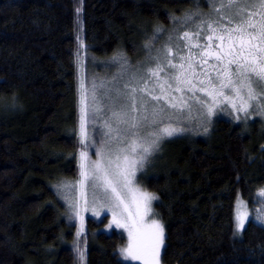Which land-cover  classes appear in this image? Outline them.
I'll use <instances>...</instances> for the list:
<instances>
[{
  "label": "trees",
  "instance_id": "trees-1",
  "mask_svg": "<svg viewBox=\"0 0 264 264\" xmlns=\"http://www.w3.org/2000/svg\"><path fill=\"white\" fill-rule=\"evenodd\" d=\"M211 1L0 0V264H78L77 226L57 187L79 174L80 50L96 61L137 58L157 29ZM155 159L142 179L165 228L163 264H264L258 120L219 118L165 141ZM239 196L251 212L241 236ZM102 225L89 218L78 239L85 264H130L119 253L125 235Z\"/></svg>",
  "mask_w": 264,
  "mask_h": 264
},
{
  "label": "rangeland",
  "instance_id": "rangeland-1",
  "mask_svg": "<svg viewBox=\"0 0 264 264\" xmlns=\"http://www.w3.org/2000/svg\"><path fill=\"white\" fill-rule=\"evenodd\" d=\"M225 2L213 0L209 11L188 13L175 20L169 28L157 29L151 41L141 48L137 58L118 55L108 60L98 58L96 61L86 50H80L79 174L75 181H61L57 187L66 217L77 226L75 240L70 246L75 250L78 264H85V250L78 247V239L86 233L89 218L103 223L100 231H117L125 235L127 242L119 249L122 261L130 264H145L146 261L147 264H163L165 228L156 214L157 196L145 189L142 177L148 174L152 164H156L155 158L161 155L165 141L183 132L202 134L219 118L248 125L256 119L264 126V89L256 84V78L252 77L253 98L249 99L247 88L241 87V81L235 75V65L227 63L231 57L217 61L215 55L205 54L227 49L228 32L233 37L237 35L234 29L239 26V19L233 18L228 9L221 7ZM234 2L244 3L245 0ZM246 2L260 4L262 0ZM261 13H264V8L245 9V16L253 14V23L261 22ZM184 33H188L187 37ZM209 36L211 40L207 39ZM219 36L224 37L222 42ZM82 44L86 45L79 32L78 46ZM208 44L211 48L206 47ZM232 45L234 51L239 49L236 39L232 40ZM225 67L230 73L232 84H228V79L222 74L217 78L218 70L222 73ZM182 70H186L185 77L195 85L194 93L186 90V84H180L181 91H175L178 85L172 77L179 75ZM209 77L211 85L208 83ZM201 80L204 81L203 85L199 83ZM222 81L226 87H221ZM160 85L164 86L163 94ZM201 87L206 91H200ZM234 88L239 90V95ZM208 92L212 94L208 95ZM152 96H161V99L156 101ZM181 100L185 103H181ZM172 103H176L177 107L172 108ZM245 107L247 110H242ZM167 127L175 128L176 133L170 137L164 135L162 129ZM153 140H156L154 145ZM134 141L136 151L132 152ZM141 145L149 147L150 154L146 156L142 167L137 164L132 169L134 175L128 179L131 187L156 197L151 201L143 223L150 225L152 221L158 222L162 226V236L152 254L145 255L137 251L134 254L138 258L125 259L121 250L127 248L130 242V222L126 219L127 212L116 206L110 191L105 193L103 173L110 176L115 171L117 156L121 157V162L124 156L139 160L144 155ZM81 153L85 154L83 158ZM117 190L128 203L127 190L122 185H117ZM129 211L135 215L132 205H129ZM258 211V220L261 222L263 213H260L261 208ZM235 219L236 234L241 236L251 219V212L241 196L235 204ZM240 221L243 222L242 229L237 227ZM117 222L124 226L117 227Z\"/></svg>",
  "mask_w": 264,
  "mask_h": 264
},
{
  "label": "snow or ice",
  "instance_id": "snow-or-ice-1",
  "mask_svg": "<svg viewBox=\"0 0 264 264\" xmlns=\"http://www.w3.org/2000/svg\"><path fill=\"white\" fill-rule=\"evenodd\" d=\"M222 8H226L230 11L231 16L233 18L239 19V26L234 29L237 33L235 37L232 36L231 32H228V48L222 49L220 52L217 53H205L206 55H215L217 61H221L224 57H231L228 59L227 63L230 65H235V75L241 81V87L247 88L249 99L253 98V89H252V77L256 78V84L264 89V13H261V22L253 23L252 15L247 14L245 16V9L251 8H264V0L260 4H249L246 2L244 3H235L234 0H226L225 3H222ZM248 29H252V31H248ZM188 33H184V36L187 37ZM211 40L212 37L209 36L207 38ZM218 39L222 42L224 40L223 36H219ZM236 39L239 42V49L233 50L232 40ZM207 48H211V45H206ZM218 48L221 45H217ZM207 63V61H204ZM172 67H176L172 65ZM183 69V65L180 66ZM191 67V65H189ZM185 71L182 70L179 75H175L172 77L173 80L177 83V88L175 91H181L179 87L180 84L187 85V91L189 93H194L195 85L192 84L190 79L185 77ZM249 73L245 75L244 73ZM222 74L228 79V84H232V80L230 78V73L225 67L222 73H219L218 76ZM155 75V72H153ZM207 77V72H205ZM201 85L204 84V81H199ZM208 83L211 85V78H208ZM227 85L224 82H221V87H226ZM171 85H169V88ZM162 94L164 93V86L160 85ZM200 91H206L204 87L199 89ZM237 95H239L238 89H233ZM211 95V92L207 93ZM195 99V96L192 97ZM153 100L159 101L161 96H152ZM181 103H185L181 100ZM172 108H176L177 104L172 103ZM242 110L246 111V107ZM211 111V109H209ZM136 127V125H133ZM175 128L167 127L162 129V132L166 136H172L176 133ZM156 140L152 141L154 145ZM143 153L139 160L136 159H129L128 156H124L121 162V157L117 156L116 164H115V171L109 174L103 173V184L105 188V193L110 191L111 197L116 201L117 207H122L125 212H127L126 219L130 222L129 223V237L130 242L127 248L122 249L121 252L124 254L125 259H136L138 258L134 252H143L145 255L152 254L155 248L158 246V242L162 236V226L156 222L152 221L150 225H145L143 223L144 216L147 215L149 211V205L153 199H156L155 196L151 195L150 193L143 192L137 188L131 187V181L128 179L129 176L134 175L132 169L139 164L141 167L143 166V161L146 159V156L150 154L149 147H143ZM132 152L136 151V143L135 141L131 145ZM84 153H81V157H84ZM99 167V165H97ZM100 177H97L99 179ZM117 185H122L123 188L127 190V195L129 197L128 203H125V198L121 195V193L117 190ZM264 195V192L261 193ZM129 205H132L135 210V215L132 211H129ZM239 220V217H238ZM124 225L117 222V227H123ZM237 227L239 229L243 228V222H238ZM134 229V231L132 230ZM83 254H81L82 256ZM147 264V261L145 262Z\"/></svg>",
  "mask_w": 264,
  "mask_h": 264
}]
</instances>
